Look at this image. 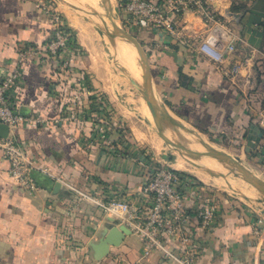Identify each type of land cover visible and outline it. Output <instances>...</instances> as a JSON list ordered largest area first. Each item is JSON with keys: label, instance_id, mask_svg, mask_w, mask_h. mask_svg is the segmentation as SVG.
Here are the masks:
<instances>
[{"label": "crops", "instance_id": "1", "mask_svg": "<svg viewBox=\"0 0 264 264\" xmlns=\"http://www.w3.org/2000/svg\"><path fill=\"white\" fill-rule=\"evenodd\" d=\"M54 1L76 31L68 15L74 14L72 8ZM66 1L79 5L94 23L105 27L108 24V0H81L92 8L96 18L77 2ZM204 1L214 11L217 21L205 23L186 11L179 29L196 39L213 36L222 45L233 39L236 50L227 54L223 63L228 68L238 62L240 69L232 78L181 40L156 29L133 27L131 31L142 43L151 68L153 105L163 106L174 127L177 125L199 141L192 149L207 150L205 153L186 151L176 144L182 150V153L177 151L182 157L187 160L211 157L229 170L240 171L242 167L253 173L241 164L240 157L235 159L238 161L235 168L226 162L227 157L223 161L216 158L215 153L224 154L215 151L210 139L218 135L235 137L246 141L245 147L258 142L262 150L257 156V166L264 175V128L256 122V111L264 110V0ZM34 2L0 0V74L16 67L21 44H41L50 35V22ZM74 34L80 50L71 73H59L51 64L38 67L29 58L21 63L22 80L13 91L16 108L25 115H44L50 122L42 127L19 124L13 134L36 166L59 181L60 187L54 191L36 180L38 187L34 191L23 189L11 179L9 162L0 151V264H177L157 250L145 255L144 241L131 232L118 246H110L107 255L94 258L92 245L118 220L101 211L93 201L80 199L78 192L104 199L120 198L140 208L149 198L142 189L147 175L138 168L137 159L121 156L98 142L94 129L96 117L92 115L96 107L92 96H87V89L102 94L110 106V113L99 121L114 143L123 140L132 152L141 155L148 149L138 142L130 123L117 115L115 93L98 80L97 53L93 54L84 37ZM143 66L145 71L140 77L146 84L144 61ZM249 96L254 100L250 101ZM85 103L88 111L86 106L82 108ZM157 113L166 125H171ZM64 115L68 116L65 123L53 122ZM150 158L156 161L151 153ZM177 170L192 177L193 184L184 188L188 204L211 195L219 207L212 229H201L193 214L182 228L181 234L186 238L183 245L196 252L193 264H264V188L258 198L247 199L249 203L208 183L211 180L199 172ZM255 177L264 187V179L256 174ZM256 218L262 224L254 232L252 224ZM161 236L167 250L179 253L183 248L177 240Z\"/></svg>", "mask_w": 264, "mask_h": 264}, {"label": "built area", "instance_id": "2", "mask_svg": "<svg viewBox=\"0 0 264 264\" xmlns=\"http://www.w3.org/2000/svg\"><path fill=\"white\" fill-rule=\"evenodd\" d=\"M119 3L126 15L125 23L129 27L156 29L164 35L179 39L212 61L216 68L226 75L232 78L237 75L240 63L234 62L228 68L223 63L226 55L236 50L233 39L222 45L213 36L196 39V37L182 33L179 29L180 21L186 11L193 12L205 23L217 21L214 11L204 0H161L160 2L157 0H119ZM34 6L48 18L51 25L50 35L41 44L34 45L26 42L21 44L18 48L16 67L11 72L0 74V123L8 128L7 135L0 136V151L9 162V175L13 182L28 191H34L38 187L33 171H44L29 158L13 133L19 124L42 127L48 125L50 121L41 114H22L16 108L13 91L22 80L21 63L29 58L38 67L51 64L55 71L69 74L73 71L72 66L80 50L74 31L54 0H35ZM86 92L87 96H92L96 107L92 115L96 117L94 129L98 142L121 156L137 159L140 166L138 168L147 175L142 189L148 195L149 200L143 208H140L120 198L104 199L85 192H78L79 198L93 201L101 211L116 217L118 223H123L131 233L140 237L145 243V255L152 250H157L162 256L174 259L177 264H193L196 252L183 245L186 238L181 234L182 228L188 224L193 214L197 217L201 229H212L219 216L218 203L214 197L208 195L198 202L188 204L185 200L184 188H189L193 184L190 178L178 174L177 169L152 161L148 150H145L144 155L136 154L131 151L127 142L118 140L114 143L108 137L106 127L99 121L101 116L110 113L105 97L89 89ZM249 100L253 101L254 98L250 97ZM85 106L86 103L82 104V108ZM86 108L88 111L89 108L87 106ZM256 112V122L264 128V110L259 108ZM67 117V115L61 116L53 122L65 123ZM261 224L260 218L253 220L254 232L259 230ZM161 235L177 240L183 248L179 253L167 250Z\"/></svg>", "mask_w": 264, "mask_h": 264}, {"label": "rangeland", "instance_id": "3", "mask_svg": "<svg viewBox=\"0 0 264 264\" xmlns=\"http://www.w3.org/2000/svg\"><path fill=\"white\" fill-rule=\"evenodd\" d=\"M72 1L84 6L90 13L92 12V8L83 4L81 0ZM108 2L110 3V19L108 20L106 17L108 24L104 25L116 31L130 32L132 28L125 23L126 15L119 0H108ZM80 10L82 11L81 13L73 11V15L67 12V14L69 13L68 15L71 19V23L75 26L76 31H73L76 35L78 34V36L80 35L86 39L87 46L90 50H93V54L97 53L98 80H100L108 90H112L115 93L117 97L116 106L119 112L117 115L123 117L128 124L130 123L132 129L136 131L137 138L139 139L138 142L141 146L146 147L158 163L175 169L177 168L174 165L175 161L182 162L183 165L185 164L188 168L203 174L206 180H211L208 181V183H211L219 189H225L228 193L238 197L241 201L251 203L250 200L247 199L258 198L261 191L255 174L257 177L264 179V175L260 173V167L257 166V156L260 155L262 150L261 144L257 142V144L252 143L251 145L250 143V145L245 147L246 141L235 139V137L228 138L225 136L221 139L222 141L213 140V136H211L212 139H210L211 144L216 148L215 151L218 150V152L226 155L228 159L226 162H229V165L232 167L238 164V161L235 159L240 157L241 164L255 173L253 174L250 172L254 176L252 179L239 170L227 169L222 162L211 157H204L202 160H199L200 158L187 160L182 157L177 150L173 149L171 145L161 138L159 128L148 107L147 93L150 91L152 97L154 94L151 85L152 72L149 62L147 67L150 72V82L148 79L145 84L140 77L145 71L143 62L137 51L138 49L130 40L128 41L129 38L126 35L127 38L122 34L115 35V33H113L109 39L110 35L107 34L106 31L103 32L99 31V29L98 31L91 29L77 17L81 14L88 17L83 9ZM101 12L103 11L101 10ZM104 14L103 12L102 15ZM91 15L96 18L95 15ZM118 41L119 43H117ZM143 77L145 78L146 75H143ZM177 122L181 123V121ZM181 124L183 125L184 123ZM177 127V125L175 127L172 125H168L167 127L164 126L165 136L171 139L175 144L188 149H192L193 146L197 147L200 144L193 136H189ZM186 137L187 141L185 139ZM195 162H198V165L195 164ZM177 169L187 171L186 169ZM188 172L192 173L190 171ZM206 174H210V176Z\"/></svg>", "mask_w": 264, "mask_h": 264}, {"label": "water", "instance_id": "4", "mask_svg": "<svg viewBox=\"0 0 264 264\" xmlns=\"http://www.w3.org/2000/svg\"><path fill=\"white\" fill-rule=\"evenodd\" d=\"M59 1L63 2V4H65L66 6L71 7L74 12H78V13L82 12L79 7H77L76 5H74L72 3H69L66 0H59ZM80 16L88 24L95 26L97 29H99V31H103V32L106 31L107 34H109V35H111L112 33H118V34H122V35H126V36L130 37V39L134 42V44L139 48L140 52L145 56L146 68H147V73H148L149 82H150V72H149V69L147 67V65H148V60L146 58L147 55H146L145 51L143 50L139 40L136 37H134L129 31L126 33V32L116 31L114 29H109L107 27L105 28V26H102L99 23L98 24L94 23L86 15L81 14ZM147 98H148L147 99L148 100V102H147L148 107H149L152 115L156 119L155 123H156L157 127L159 128L160 136L164 139V141L166 143L171 145L173 147V149L182 153V150L176 144H174L170 139H168L165 136L164 128L162 127L161 122L158 119L157 111H155V107L153 105L154 99L151 96L150 91H148V93H147ZM7 133H8L7 126L3 123H0V136L5 137L7 135ZM184 154L190 155V154L185 153V152H184ZM214 156L220 160L226 158V156L219 154V153H215ZM239 169L241 172H243L250 179L254 178V176L249 171H247L246 169H244L242 167H240ZM33 174H34L35 179L44 187H52L54 191H56L60 187L59 181L55 180L54 178L50 177L48 174H46L42 171L34 170ZM256 180L258 181V184H259L258 186H259L260 190H262V188H264V187H262L260 180L257 178H256ZM129 233H130V230L123 223H118V224H115L109 228H106V230L103 232L102 237L96 243H94L92 245V249L94 251V258L100 259V258L104 257L105 255H107L109 252V247L110 246H118L121 243V241L124 239L125 235H127Z\"/></svg>", "mask_w": 264, "mask_h": 264}, {"label": "bare ground", "instance_id": "5", "mask_svg": "<svg viewBox=\"0 0 264 264\" xmlns=\"http://www.w3.org/2000/svg\"><path fill=\"white\" fill-rule=\"evenodd\" d=\"M91 14H93V12L91 13ZM95 14V13H94ZM93 14V15H94ZM128 37V36H127ZM129 38V40L134 44V42L130 39V37H128ZM122 42V41H121ZM135 45V44H134ZM135 47L138 49L137 51L140 53V57H141V60H142V62L144 61V63H145V66H146V59H145V56L140 52V50H139V48L135 45ZM145 75H146V77H147V79H149V76H148V73L147 72H145ZM140 81H141V79H140ZM154 107L156 108L155 109V111L157 110L162 116H163V119H166L169 123L168 124H171V119H170V117H169V115H167L166 114V112H165V110L163 109V106H161L160 104H155L154 105ZM157 115L159 116V114L157 113ZM152 117H153V119L155 120V122H156V119H155V117L152 115ZM160 117V116H159ZM161 118V117H160ZM160 118H158L159 120H160V122H161V125H162V127H167L168 125H166L165 123H164V121H162V119H160ZM172 126H173V124H171ZM178 145V144H177ZM178 146H180V147H182L183 149H185L186 151H200V150H196V149H188V148H185V147H183V146H181V145H178ZM216 149V148H215ZM207 150H206V148H205V151H200V152H202V153H205ZM177 168H181V169H186V170H189L190 172H192V173H194V174H198V172L197 171H194V170H192V169H190V168H188V167H186L185 165H183V163L182 162H179V161H175V164H174ZM202 179H204V178H202Z\"/></svg>", "mask_w": 264, "mask_h": 264}, {"label": "trees", "instance_id": "6", "mask_svg": "<svg viewBox=\"0 0 264 264\" xmlns=\"http://www.w3.org/2000/svg\"><path fill=\"white\" fill-rule=\"evenodd\" d=\"M130 33L134 36V37H136L137 38V36L134 34V32L133 31H130ZM138 39V38H137ZM140 44L142 45V43L140 42ZM251 94V93H250ZM92 119V118H91ZM86 122H88L90 119H89V117H87L86 118ZM92 120H94V119H92ZM222 138H224V136H222V135H218V136H214V139L213 140H216V141H222L221 139ZM177 171V173L178 174H180V175H182V176H184V177H187V178H192V177H190V175H186V174H183V173H181L180 171H178V170H176ZM38 183V182H37Z\"/></svg>", "mask_w": 264, "mask_h": 264}]
</instances>
